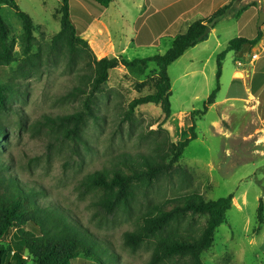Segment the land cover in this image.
I'll use <instances>...</instances> for the list:
<instances>
[{
  "label": "rangeland",
  "instance_id": "obj_1",
  "mask_svg": "<svg viewBox=\"0 0 264 264\" xmlns=\"http://www.w3.org/2000/svg\"><path fill=\"white\" fill-rule=\"evenodd\" d=\"M15 1L34 22L35 41L31 52L40 51L44 60L49 54L55 61H44L36 71L19 78L15 86L19 92L13 109L0 115L6 133L5 138H0V144L12 171L23 182L41 190L42 201L70 212L96 237L107 241L118 255L120 264H147L151 245L131 250L122 240L123 233L132 230L138 215L146 210L145 200L140 198L127 213H111L96 205L98 195L81 188L79 183L88 173L109 166L113 157L120 153L134 154L149 148L151 136L148 132L157 129L164 117L161 107L146 103L136 107L129 118L126 114L132 99L154 91L156 64L150 63L144 72L122 66L111 69L103 90L95 93L92 99L98 106L97 117L88 118L82 140L74 141L59 127L51 128L44 118V115L56 117L81 109L86 97L70 94L78 80L77 71H71L67 66V57L62 52H49L52 37L60 30V0ZM149 1L112 0L101 16L112 32L117 52L124 49L122 55L125 58L163 54L171 46L173 36L183 32L186 24L212 13L221 0H205L197 9L186 13L182 22L158 37L155 44L136 49L131 40L136 28L149 14L148 9L152 10ZM245 5L243 2L232 8L233 12L217 22L202 44L168 66L172 91L170 104L175 116L171 114L163 127L169 131L172 140L189 136L192 111L203 110L207 98L216 89L217 55L226 48L229 40L238 36L247 22L246 8L236 13ZM99 7L82 0L70 1V16L75 26L80 29L89 16L97 14ZM0 15L10 27L9 39L15 44L14 61L9 66H0V83H4L13 77V71L23 59L18 40L22 22L7 5H0ZM245 50L250 55L246 59L236 51L226 54L216 94L220 103L209 105L206 113L196 119L197 138L189 143L176 163L187 168L193 179L189 183L181 182L174 174L172 179H162L149 191V198L154 202L194 189L209 200L229 194L236 198L240 209L232 204L227 210L226 222L217 227L214 242L202 253L203 264H264V168H261L264 158L259 154L264 147L252 148L253 142L241 140L242 136L255 131L259 145L264 143V106L261 121L255 116L257 122L254 124L243 101H222L244 91L243 80L231 77L234 69L249 71L250 78L244 81L249 83L252 93L264 90V56L260 53V58L251 63V55L259 51L249 45H245ZM237 62H240L239 66ZM237 76L241 74L237 73ZM215 122L221 124V130ZM260 200L262 212L259 211ZM190 220L199 227L205 223L204 216L195 215ZM0 245L10 250V264L18 261L33 264L26 254L21 260L14 259L12 253L18 246L13 231L0 240Z\"/></svg>",
  "mask_w": 264,
  "mask_h": 264
},
{
  "label": "trees",
  "instance_id": "obj_2",
  "mask_svg": "<svg viewBox=\"0 0 264 264\" xmlns=\"http://www.w3.org/2000/svg\"><path fill=\"white\" fill-rule=\"evenodd\" d=\"M70 1L60 0V30L52 37L49 52H62L67 57V66L77 71L78 84L70 92L73 96L86 95L82 107L72 113L50 117L44 115L45 122L59 127L68 138L82 140V132L89 117H97V105L92 100L95 93L103 90L109 78V71L119 66L137 68L144 72L150 63H155L158 71L154 91L132 99L128 104L126 118L136 107L153 103L161 107L163 120L155 130H150L149 148L134 154L120 153L113 157L109 166L88 173L81 179L79 186L95 192L96 205L108 212H129L140 198L147 204L135 220L132 230L122 235L124 246L136 250L145 244L151 245V255L147 264H203L202 253L211 247L217 227L227 220V210L233 204V194L216 200L206 199L196 189L172 197L152 201L150 188L159 181L171 178L174 174L179 181L190 182L193 175L187 168L176 163L189 143L197 138L196 119L206 113L208 106L215 102L219 90L222 61L229 51H239L245 45L254 46L263 35L261 28L251 38L237 36L228 41L226 48L217 55V87L206 100L203 110L192 111V124L189 136L174 141L169 131L163 127L170 118L171 82L168 66L177 60L187 49L205 40L202 36L206 27L213 28L217 22L230 14L233 0L221 6L210 16L190 23L186 31L176 35L171 46L163 54L129 59L123 55L97 58L88 41L81 35L87 23L78 29L70 16ZM112 0H82L96 7L97 14L89 16V22L98 16ZM161 12L147 18L146 23L155 30V35L163 32L169 22L186 10L190 2L182 0H150ZM0 5L11 7L22 22L19 35L20 52L23 59L13 77L0 83V115L13 109L16 83L19 78L36 71L44 61H55L48 54L43 59L41 52L32 53L35 36L34 22L22 11L15 0H0ZM244 7H239L240 13ZM10 27L0 15V66H9L15 59V44L9 39ZM4 126L0 123V138H5ZM9 159L0 144V240L13 231L17 250L13 251L15 260L26 254L33 264H120L118 255L110 244L96 237L85 228L70 212L57 205H50L40 199L42 191L20 180L12 171ZM260 200L259 211L263 209ZM204 216L205 223L196 226L191 217ZM10 250L0 245V264H10ZM16 264H23L19 261Z\"/></svg>",
  "mask_w": 264,
  "mask_h": 264
},
{
  "label": "crops",
  "instance_id": "obj_3",
  "mask_svg": "<svg viewBox=\"0 0 264 264\" xmlns=\"http://www.w3.org/2000/svg\"><path fill=\"white\" fill-rule=\"evenodd\" d=\"M182 1H188V0H182ZM204 1L205 0H189L190 4L186 8V10H184L178 16L173 18V20L168 23V25L163 30V32L161 34H159L158 36L155 35V30L152 29V27L149 24L144 23V21L145 20L147 21V18H149L150 16H155L156 14H158V12H161L160 8H158L155 4H153L152 2L149 1L151 3L152 10L148 9V12L150 11L149 14L144 18L143 22L140 23V26L138 28H136L135 35L131 40L135 44L133 48L137 49V48H141L142 46H149V45L155 44L157 42L156 39L158 37L163 36L170 28H172V26H174L175 24H178V22H180L182 20L183 16L186 13H189V12L197 9ZM229 1H231V0H221L220 4H219L220 6H216L217 8H213L212 11L213 12L216 11L218 8L227 4ZM244 2L246 4L244 7V8H246L244 10V12L247 14L248 19H247V22L242 26V29L239 30L238 36H243L245 38L251 39L256 35L257 29H259L257 26L258 13H260L261 11H264V7H262L260 5L258 0L257 1L245 0ZM106 9H107V7L98 16H94L89 22H87V25L83 29L82 34H81L86 40H88V43H89L91 49L93 50V52L97 58L122 55V52L125 51L124 49H122L120 53L117 52V48H116L117 46L115 45V43L113 41L112 32H111L110 28L107 27L106 24H104L103 21L101 20V16L103 15V13L105 12ZM212 13H210L209 15H203L198 19L206 18V17L210 16ZM198 19H196V20H198ZM192 22H190V23H192ZM190 23L186 24L184 31H186V29L188 28ZM213 28L210 29L209 33L213 30ZM260 28L263 32L262 38L254 46L249 45V46H251V49L259 51V53H253V54H257L256 60H258L260 58L259 57L260 53L262 56H264V24ZM174 37L175 36L172 37V40ZM203 41H201L198 44H196L195 46L187 49L174 62L179 61L181 58H183V56L185 54H187V52L190 49L195 48L196 46H199L200 44H202ZM236 52H238L243 57H245V59L250 57L249 52H247L245 50V46H243L239 51H236ZM256 60H254V61H256ZM250 62L252 63L253 61L250 60ZM236 65L239 66L240 62H237ZM119 67H117V68H119ZM122 67L126 68L124 66H122ZM114 69H116V68H114ZM237 73H240L241 76L238 77ZM231 77H232V79H235V80H243V84L241 86L244 87V91L242 90V92H240V94H238L237 96H232V97L227 96L224 99H222V101L224 102V101L229 100V99H239V100L243 101L244 102V108H245L246 112L248 111L252 115V122L254 124L257 122V119L255 118V116L259 119V121H261L260 113H263L262 109L264 106V90L261 92L258 91V93H256V94L251 92V90L249 88V83L244 81L245 79L248 80V78H250L248 70L241 71V70L234 69V70H232V76ZM218 103H220V102L217 101L215 98V102L211 105L218 104ZM181 114L182 113H180L178 116H180ZM172 116H175V115L172 114ZM215 125L218 127V130H221V124L220 123L215 122ZM241 140H243L244 142H247V143H249L250 141L253 142L252 148H257L258 146L264 147V143H262V145H259L255 131H251L248 133V135L242 136ZM259 154H260V156H262L264 158V150L261 149ZM261 168H264V164H262ZM243 201H244V199H243ZM233 205L240 209V205L237 203L236 198H234V197H233Z\"/></svg>",
  "mask_w": 264,
  "mask_h": 264
},
{
  "label": "water",
  "instance_id": "obj_4",
  "mask_svg": "<svg viewBox=\"0 0 264 264\" xmlns=\"http://www.w3.org/2000/svg\"><path fill=\"white\" fill-rule=\"evenodd\" d=\"M244 1L245 0H233L232 5H231V8H235V7L239 6ZM258 2L260 3V5L262 7H264V0H258ZM263 24H264V11H261L259 13V18H258V23H257L258 28H260ZM210 29L211 28L209 26L206 27V29H205V31H204V33H203L202 36L207 35L209 33Z\"/></svg>",
  "mask_w": 264,
  "mask_h": 264
},
{
  "label": "built area",
  "instance_id": "obj_5",
  "mask_svg": "<svg viewBox=\"0 0 264 264\" xmlns=\"http://www.w3.org/2000/svg\"><path fill=\"white\" fill-rule=\"evenodd\" d=\"M257 59V54H253V55H251V60L252 61H254V60H256Z\"/></svg>",
  "mask_w": 264,
  "mask_h": 264
}]
</instances>
